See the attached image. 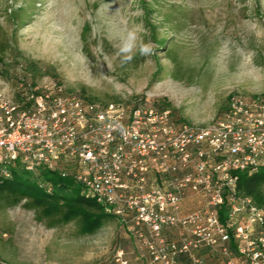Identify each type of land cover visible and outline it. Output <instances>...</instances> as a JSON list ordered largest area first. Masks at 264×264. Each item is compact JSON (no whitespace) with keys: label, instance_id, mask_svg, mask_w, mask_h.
<instances>
[{"label":"built area","instance_id":"obj_1","mask_svg":"<svg viewBox=\"0 0 264 264\" xmlns=\"http://www.w3.org/2000/svg\"><path fill=\"white\" fill-rule=\"evenodd\" d=\"M262 165L264 97L233 95L193 125L141 97L102 103L32 82L0 92V175L71 177L132 241L108 264H264V208L233 174Z\"/></svg>","mask_w":264,"mask_h":264},{"label":"rangeland","instance_id":"obj_2","mask_svg":"<svg viewBox=\"0 0 264 264\" xmlns=\"http://www.w3.org/2000/svg\"><path fill=\"white\" fill-rule=\"evenodd\" d=\"M130 29L154 53L122 66ZM21 82L102 103L141 97L208 124L229 95L264 97V0H0V92ZM131 246L112 216L86 232L80 216L65 222L0 196L7 264H108Z\"/></svg>","mask_w":264,"mask_h":264},{"label":"trees","instance_id":"obj_3","mask_svg":"<svg viewBox=\"0 0 264 264\" xmlns=\"http://www.w3.org/2000/svg\"><path fill=\"white\" fill-rule=\"evenodd\" d=\"M230 98L231 95L228 96V102ZM233 174L237 176L238 191L250 196L262 206L264 165L257 167L251 173L234 171ZM0 196L7 198L10 205L24 201L25 207L39 209L43 216L62 211V219L65 222L80 216L86 232L96 231L105 218L111 217L103 213L102 207L94 200L84 197L81 186L71 177H61L49 170H40L37 174H33L12 168L9 178L0 175Z\"/></svg>","mask_w":264,"mask_h":264},{"label":"clouds","instance_id":"obj_4","mask_svg":"<svg viewBox=\"0 0 264 264\" xmlns=\"http://www.w3.org/2000/svg\"><path fill=\"white\" fill-rule=\"evenodd\" d=\"M120 43L117 55L121 57V65L130 63L138 53L140 56H149L154 53V45L151 42L139 40L136 30L130 29L119 37ZM139 41V43H138Z\"/></svg>","mask_w":264,"mask_h":264},{"label":"crops","instance_id":"obj_5","mask_svg":"<svg viewBox=\"0 0 264 264\" xmlns=\"http://www.w3.org/2000/svg\"><path fill=\"white\" fill-rule=\"evenodd\" d=\"M263 196H264V188H263V192H262ZM198 205V201L197 199H186L183 202V210L184 211H188L193 209L194 207H196ZM131 259L130 264H141V262L139 260H137L134 256H129Z\"/></svg>","mask_w":264,"mask_h":264}]
</instances>
